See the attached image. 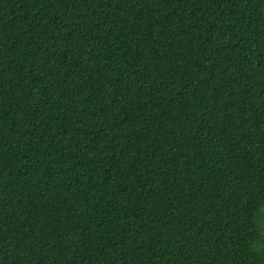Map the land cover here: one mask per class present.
<instances>
[{"label":"trees","instance_id":"obj_1","mask_svg":"<svg viewBox=\"0 0 264 264\" xmlns=\"http://www.w3.org/2000/svg\"><path fill=\"white\" fill-rule=\"evenodd\" d=\"M0 264H264V0H0Z\"/></svg>","mask_w":264,"mask_h":264}]
</instances>
